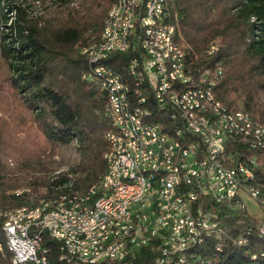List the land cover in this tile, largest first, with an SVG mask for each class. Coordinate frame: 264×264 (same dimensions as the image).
<instances>
[{
    "label": "trees",
    "instance_id": "1",
    "mask_svg": "<svg viewBox=\"0 0 264 264\" xmlns=\"http://www.w3.org/2000/svg\"><path fill=\"white\" fill-rule=\"evenodd\" d=\"M50 1L53 9L43 15L35 12L30 0H0V66L5 71L0 81L8 85L15 106L31 114L46 143L54 149L74 145L77 160L68 171L52 177L41 160L27 158L22 164L29 174L23 181L3 174L0 165V264H11L12 259L2 229L6 212L87 190L106 168L105 134L111 129L105 113L107 98L87 77L86 57L75 46L81 40L99 39L115 0ZM165 12V21L175 27V37L184 46L187 66L210 72L221 69L216 99L229 109L244 108L264 122V0H167ZM135 56L132 48L109 56L104 63L126 78L125 67ZM127 81L131 93H136L133 81ZM145 109V122L158 123L164 131L172 129L169 113L156 108L151 98ZM6 127L0 124V150L7 147L3 144L9 134L3 130ZM36 172L42 174L34 176ZM21 187L29 192H11ZM257 222L246 214L228 215L223 218L227 235L206 239L205 246L196 247L192 254L208 258L211 264H264V238L255 230ZM238 234L244 244L233 242ZM41 243L49 250L50 264L58 263V242L43 233ZM158 253L155 245L146 246L127 260L151 264Z\"/></svg>",
    "mask_w": 264,
    "mask_h": 264
},
{
    "label": "built area",
    "instance_id": "2",
    "mask_svg": "<svg viewBox=\"0 0 264 264\" xmlns=\"http://www.w3.org/2000/svg\"><path fill=\"white\" fill-rule=\"evenodd\" d=\"M140 5H148L150 15L139 17L137 28L131 32L137 33V56L129 61L132 71H139V79L143 85H150L154 98V105L166 106L167 112L172 115H181L176 110V103L191 105L192 102H185L181 98V90H189L191 86H201L206 100H213L215 93L212 83L205 80V69L196 73H187L186 65L182 60L184 46L178 40V53H173V88L165 89L158 81V73H153L152 44L148 54L139 52V35H145L148 22H155L157 25V36L159 43L167 47L171 53V44H166L165 29L161 27V16L163 10L156 8V0H143ZM172 27V25L170 26ZM104 45V44H103ZM116 46L121 47V40ZM210 56L213 54L209 53ZM100 60H107L100 57ZM102 73L112 75V83L100 84L93 80V73L87 77L106 95V98H114L116 109H107L106 116H118L119 107H126L127 120H121L127 126V122L135 123L136 139H131V148L128 156H134L136 160V172H138L139 185L138 200L133 205H126V200H121L120 185H104L103 187L114 188V196L110 199H99L95 208L77 209L72 212V218L67 220L52 219L51 214L47 215L48 225L44 229L31 228L28 226V217L35 214L19 213L4 220L7 230L10 233L12 246L17 252L16 264H32L31 247H38L40 250V262L47 263L48 252L42 248L41 240H28V233L51 232L53 240H60L64 256L70 258L73 264H132L127 258L135 250L146 246H156L159 251L151 264H211L208 258L201 255L185 257L184 248L193 246L204 247L202 234H213L220 239L227 235L228 229L223 225V218L228 215L246 214L252 217L251 213L262 214L260 221L255 227L256 231L264 232V208L261 205V197L258 192L250 189L251 181H264V160L261 152L250 157L258 166L257 174H249L244 171L242 164H237V157L225 155V162L232 163V174H217L213 160V151L216 148L214 141H208V131L202 125V131L191 130V125L184 123V130L190 133L194 149H199L204 157L205 169L197 170L192 159V154H186L185 167L189 174V182L185 184L183 195H173V183L180 180L177 171L174 169V161L177 152H184L183 145L177 144L174 138L164 136L163 126L158 124H138L135 118L129 113L125 91H118V78H115V71L112 69H101ZM176 74L189 75V82H176ZM215 75H220L215 70ZM221 76V75H220ZM126 90V88H125ZM237 117L245 118V133L261 132L264 138V130L256 128V118L251 112L244 108H236ZM197 114V113H195ZM151 133L160 134V143L151 142ZM106 135V134H105ZM160 146H167L168 156H161ZM114 162V161H113ZM115 165V163H114ZM124 161V169H125ZM123 170V179L126 180ZM146 169H154L156 182H148ZM194 184H201L204 187L202 214L196 221H188L189 200L194 194ZM144 185H151V193L147 198H140V188ZM252 202L255 210L248 211L244 200ZM110 202H117V210H110ZM38 211V210H37ZM125 214H134V221L124 231H118L111 236V245H101V237L106 233H97V226L105 222V218L123 217ZM73 220L87 222L88 227H95V236L92 242L82 240V233L87 229H80L79 234H74V240H65L63 233H59V224L73 223ZM247 229H252L249 226ZM233 242L241 245L246 242L242 234L232 238Z\"/></svg>",
    "mask_w": 264,
    "mask_h": 264
},
{
    "label": "bare ground",
    "instance_id": "3",
    "mask_svg": "<svg viewBox=\"0 0 264 264\" xmlns=\"http://www.w3.org/2000/svg\"><path fill=\"white\" fill-rule=\"evenodd\" d=\"M143 0H117L108 10L105 16L102 31L98 40L89 41L80 46V53L86 57L89 73H93V80H98L100 84L112 83V75L102 73L101 69H108L104 60L100 57L108 58L116 53H123L130 49L137 52V33L131 32V29L137 28L139 17L142 15H150L148 5H140ZM167 0H156V8L163 10L161 16V27L165 29L166 44H171V53H168L167 47L159 43L157 36V25L155 22H148L145 29V35H139V52L140 54H148L151 51L152 44V63L153 73H158V81L165 89L173 88V53H178V43L173 40L175 37V27L165 21V5ZM121 40V47L116 46ZM104 44V45H103ZM212 51V50H211ZM182 60L186 63V52H182ZM126 78L115 72V78L118 82V91H125V98L129 113L135 118L138 124H154L147 123L145 119V105L151 98L154 103L153 93L150 85H143L139 79V71H132V65L127 64ZM112 69V68H110ZM114 71V70H112ZM199 70H192L186 65L187 73H196ZM221 75V69H217ZM220 75L205 70V80L212 83V89H215L216 83ZM131 79L136 88V93H131V85L127 79ZM176 82H189V75L176 74ZM126 88V90H125ZM181 98L185 102H192L191 105L184 103H176V110L181 115L168 114L169 120L174 124L170 131H164V136L174 138L177 144L183 145L184 152H177L174 161V169L180 180L173 183V195H183L185 184L189 182V174L186 171L185 160L186 154H192V159L197 166V170L205 169L204 157L199 149H194L190 133L184 130L183 121L191 125V130L202 131V125L208 131V141H214L217 149L213 151V160L215 171L217 174L231 175L232 163L225 162V155L237 157V164H242L244 171L249 174H257L258 166L250 157L244 155H254L256 152L263 154L264 160V138L261 132L245 133V118H238L236 109H229L218 101L215 97L213 100H206L204 103V93L201 86H191L189 90H181ZM107 109H116V101L114 98H107ZM159 110H166V106L155 105ZM197 113V114H195ZM182 116V117H181ZM111 129L106 133L105 139L109 144V150L105 153V173L103 177L92 187L84 191L74 193H63L55 199L40 202L36 206H21L5 213V219L18 215L19 213L35 214L28 217V226L31 228L44 229L48 225L47 215L51 214L52 219L67 220L72 218V212L77 209L95 208L99 199H110L114 196V188L103 187L104 185H120L121 200H126V205H133L138 200L139 178L136 172V160L134 156H128L131 148V139H136L135 123L127 122V126L121 120H127L126 107H119L118 116L108 117ZM108 120V121H109ZM158 124V123H155ZM158 126H161L158 124ZM256 128L264 130V122L256 119ZM151 142L160 143V134L151 133ZM161 156H168L167 146H160ZM114 161V162H113ZM125 161V169H124ZM115 163V165H114ZM126 180L123 179V170ZM146 178L148 182H156L154 169H146ZM70 186V185H68ZM71 187V186H70ZM250 189L258 192L261 197V205L264 208V181H251ZM71 191V190H70ZM151 193V185H144L140 188V198H147ZM204 187L201 184H194V194H191L189 200L188 221H196L202 214ZM38 210V211H37ZM110 210H117V202H110ZM134 221V214H125L123 217L105 218V222L97 226V233H106L101 237V245H111V236L118 231H124ZM3 231L6 238L7 249L12 254L11 264L17 262V252L12 246L10 233L6 224H3ZM80 229H87V222L81 220H73V223L59 224V233H63L65 240H74V234H79ZM43 233H46L53 240L51 232L28 233V240H41ZM248 234V233H246ZM257 234L264 238V232L257 231ZM95 236V227H88L82 233V240L92 242ZM210 237H216L213 234H202V241ZM42 239H44L42 237ZM243 240H245L242 237ZM58 242V258L59 264H73L72 260L64 256V251L60 240ZM42 246V243H41ZM198 246L184 248L185 257H194L193 249ZM42 248H46L42 246ZM47 249V248H46ZM216 250L221 251L219 246ZM49 250L47 249V252ZM32 264H50L47 256V263L40 262V250L38 247H31ZM56 263V264H58Z\"/></svg>",
    "mask_w": 264,
    "mask_h": 264
},
{
    "label": "rangeland",
    "instance_id": "4",
    "mask_svg": "<svg viewBox=\"0 0 264 264\" xmlns=\"http://www.w3.org/2000/svg\"><path fill=\"white\" fill-rule=\"evenodd\" d=\"M34 6V10L38 14H47L52 11V2L50 0H30ZM116 2V0H115ZM114 2V3H115ZM74 1L71 5L75 4ZM108 12V11H107ZM85 44L83 40L75 46L79 47ZM214 44H218L215 41ZM214 44L212 47H214ZM5 76V71L0 66V80ZM15 102L10 97L8 85L0 81V124L7 126L4 131H9L5 135V143L7 147L2 156H0V165L3 167V174L11 178H18L23 181L25 173L22 162L30 158L35 161V158L41 160L44 166L49 168V176H56L59 173L68 171L74 166L77 160V155L74 145L58 146L57 148L50 147L39 129L34 124L31 114L26 112L23 107H16ZM29 174V173H28ZM42 174V173H41ZM39 172L34 173V176H40ZM26 178H29L25 176ZM12 193L29 192L28 188L21 187L11 191ZM41 201V199L39 200ZM38 201V202H39ZM36 202V204L38 203ZM248 211L255 210L252 202L244 200ZM36 206V205H35ZM253 218L260 221L262 214L251 213Z\"/></svg>",
    "mask_w": 264,
    "mask_h": 264
}]
</instances>
